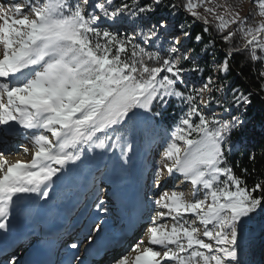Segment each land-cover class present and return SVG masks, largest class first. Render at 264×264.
<instances>
[{
  "label": "snow or ice",
  "instance_id": "6c2138e0",
  "mask_svg": "<svg viewBox=\"0 0 264 264\" xmlns=\"http://www.w3.org/2000/svg\"><path fill=\"white\" fill-rule=\"evenodd\" d=\"M163 2L149 0L141 4L136 0L133 4L122 0L120 6H114L115 0H97L87 10L89 0H82L83 8L70 0H37L28 4L27 12L21 6H0V126L16 123L26 131L42 130L54 138L35 135L32 143L38 150L28 164L17 162L5 170L8 161L0 163V230H7L14 197L35 194L48 199L54 178L68 165L81 161L85 151L119 150L126 157L132 151L131 145L125 140L127 146L122 147L121 136L111 135L112 131L124 125L137 110L159 116L155 106L164 108L177 100L187 107L166 143L161 165L169 176L181 175L193 186V200L185 202L183 195L175 191L164 193L155 204L166 208L177 223L169 232L154 218L153 226L146 231L149 246L141 250L145 243L141 239L131 248L136 253L134 260L125 256L116 264H241L240 225L264 205V196L257 195L264 193V185L247 187L226 159L228 140L243 121L236 116L224 120L200 110V105L208 106L203 93L213 91L216 83L211 76L200 89L186 91L179 87L185 84L186 72H200L198 66H180L179 40L173 41L175 46L168 50L167 57L146 49L157 39L158 30L167 29L166 22L138 33L139 42L134 37L95 27L101 20L114 22L134 14L129 11L132 8L140 15L153 14ZM252 2L264 17V0ZM208 3L211 0H184L183 10L193 21L203 24V34H209L214 27L222 43H230L239 32L246 40L244 51L250 60L264 65V23L244 27L245 21L229 6L206 7ZM199 8H203V14L197 11ZM208 17L215 21L214 25ZM232 26H237L236 31H229ZM184 36L187 38L189 33ZM195 39L201 42L203 36ZM211 43L215 46L214 41ZM236 54L238 49L225 54L219 68L222 74H227L231 56ZM183 59L190 57L184 55ZM150 61L159 66H148ZM258 78L264 81V71L258 73ZM216 90L224 91V86ZM258 90L264 93V83L258 85ZM253 95L233 89L231 107L223 101L216 106L230 113L241 105L250 106ZM200 192L204 198L196 199ZM104 203L98 201V212L107 211ZM159 215L164 218L162 213ZM184 215L199 218L204 225L203 237L209 242L198 238L199 229L179 222ZM154 246L165 251H156ZM70 247L75 249L78 244Z\"/></svg>",
  "mask_w": 264,
  "mask_h": 264
},
{
  "label": "rangeland",
  "instance_id": "374dc122",
  "mask_svg": "<svg viewBox=\"0 0 264 264\" xmlns=\"http://www.w3.org/2000/svg\"><path fill=\"white\" fill-rule=\"evenodd\" d=\"M76 1V4L79 3L82 8L84 7L82 0ZM230 1L236 2V0ZM36 2L37 0H0V6L4 9L21 6L25 9V12H27L28 4ZM39 2L43 3L44 0H39ZM96 2L97 0H89L87 10H91ZM237 3L241 8L239 11L237 10V12L230 5L223 2V0H216L215 5L229 6L231 12L238 13L242 20L245 21L244 27H256L264 23V17L259 15V10L255 4H253L252 0H238ZM210 4L211 3H208L205 6L209 7ZM87 10L85 11V15H87ZM219 10L223 13L224 8L221 7ZM130 12L134 14L121 16L114 22L101 20L98 25L105 24L107 27H110L116 25L117 21L122 20L125 22L124 26H129L124 28H129L128 30H130L132 34H135L137 42H139L138 33L141 31L147 32L151 25H159V23L151 24L144 15L135 13V9H131ZM244 15H247V17L243 18ZM248 17L250 20H248ZM164 22L167 23L168 27L162 30V32L170 33L168 37V44L170 47L175 46L173 45L174 40H179L177 58L180 61L184 60V55L191 58L192 53L184 51L187 45L184 33L189 31V28L186 25L177 24L175 21ZM135 25L138 26L134 28ZM152 43H155V40L145 47L149 48L152 46ZM206 51L209 54L215 51L213 43L210 42L205 46L203 53ZM2 55L3 49L2 46H0V58H2ZM217 62L218 59L212 60L215 68L213 69L214 71L211 77L216 81V83L212 85L213 91H205L203 93V101L208 106L204 107L200 105V110L209 116L215 113L224 120H230L232 118V116H230L231 112L225 113L223 109L216 105L221 101L224 102L227 95L231 96L232 99V90L235 89L238 91V88L232 87L230 81H223L217 78V72L221 67V63L218 64ZM201 72L202 69L199 74H201ZM190 74L191 71L185 73L187 76ZM227 74H222V76H226ZM204 82L205 81L192 85L191 89H200L204 85ZM220 86H224V91L216 90L219 89ZM145 114L147 113L137 110L132 118L134 119L138 115L142 116ZM237 117L244 122L239 115H237ZM38 134L46 135L50 140H54L50 133H45L42 130L26 131L20 128L16 123L0 126V163L4 160L8 161L5 170L7 166L17 162L28 164L32 161L35 152L38 150L37 147L33 145L32 140L34 136ZM169 140L170 139L162 141L161 145L152 144L149 148L142 146L141 153L136 155L134 153L132 157H123L122 161L117 159L118 156L114 160H110L109 157L95 156L94 154L90 155L85 151L81 161L76 164L68 165L58 177L54 178V183L52 184L48 199H41L35 194H21L14 197L10 210L13 209L14 212L17 213L15 218L17 217L19 222L14 230L17 231L15 235L20 236L18 243L22 246L18 245L11 256L15 257L22 254L24 251L22 249L32 244V238L37 240L36 237H32L31 232L28 242L24 243L29 233L24 232L23 237L21 236L22 232L18 233L23 223L27 222L29 225H33L34 221H36V216H38V220H40L44 219L43 215H45L46 219L50 222L54 223L55 207L58 209L60 215L62 209L67 207V212L65 213L67 217L64 223L66 225L62 234L67 235L69 233L71 237L75 236V240L79 239L78 236H80L81 232L85 231L84 234L86 235L78 246L80 251H78V255L76 259L73 260L72 264H77L78 259L86 253L83 249H88L89 247L91 249L96 245L95 242H101L99 240L101 237L103 239L111 238L114 239L112 241H118L120 237L126 234H128L126 235L128 238L123 237L126 238V242L122 249L114 252L116 249L115 244L112 246L113 248H110L111 251L107 253L106 248L109 249L108 246H111L108 244L101 251H95V255L90 257L92 260L91 264H116L120 258L125 256L134 260L136 253L132 252L131 248L141 239L145 241L141 246V250L143 247L149 246L147 243L149 237L146 235V231L153 226L152 221L154 218L157 220L158 225H165L166 228L164 230L169 232L171 227L177 223V221L169 216L168 210L158 207L155 201L160 199L164 193L170 195L174 191L178 194H182L185 202H191L193 200V186L185 182L181 175L173 174L169 176L166 168H163L161 165L165 146ZM179 146L182 148L185 147L182 143H180ZM125 160L127 161L126 163L124 162ZM166 163L168 166H173L171 161H166ZM0 175H2V173H0ZM195 198L203 199V192H200ZM100 200L105 201L104 208H106L107 211L104 213L97 211L98 201ZM208 203H211L210 198ZM37 210L40 211L36 213ZM49 213H52V216H50ZM161 213L164 216L162 219L159 215ZM22 214H25L26 217H22ZM128 222L131 223L129 230L127 229ZM179 222H187L185 226L191 224L193 227L199 229L198 238L205 239V242H209L203 237L204 225L199 223L198 217L184 215L179 218ZM208 227L211 228V226ZM96 229H99V231ZM239 233L238 244L241 264H264L262 254L260 255V259L257 260L261 249L260 244L264 242V222L258 224L250 218H247L241 223ZM12 234L14 233L12 232ZM89 240H91V243H89ZM170 247L174 248V246ZM16 250L18 251L16 252ZM154 250L160 252L165 251V249L159 246H154ZM165 264H174V262H165Z\"/></svg>",
  "mask_w": 264,
  "mask_h": 264
},
{
  "label": "trees",
  "instance_id": "16d2710c",
  "mask_svg": "<svg viewBox=\"0 0 264 264\" xmlns=\"http://www.w3.org/2000/svg\"><path fill=\"white\" fill-rule=\"evenodd\" d=\"M218 1V0H217ZM75 5L76 0H70ZM124 2H130L135 4L136 0H124ZM216 0H211L209 7H214ZM223 2L230 5L236 12L239 11L240 5L234 1L223 0ZM122 0H115L114 6H120ZM141 4L149 3V0H140ZM175 4L177 7L173 8ZM184 0H164V2L157 6V10L148 16H145L151 24H158L161 21L177 22L183 26L189 28V36L186 38L187 45L184 51L191 52L192 57L185 61H180V66L189 69L194 66H198L201 74L193 73L189 76L184 75L185 84L179 87L187 90H192V85L202 83L208 77L212 76L213 69L215 68L213 59H218V64L225 59L226 53L238 49L239 54L232 55L229 61V71L226 76H222V73L218 70L217 78L223 81H230L232 87L238 88V92H252L255 95L252 96V103L246 108L241 105L239 109L233 108L230 116L239 115L244 122L235 131L232 132L228 140V150L226 151V159L228 166L232 167L234 174L246 182L247 187L251 188L255 184L259 183L264 185V93L259 92L258 85L264 83L259 80L258 73L264 71V65L260 63L252 62L249 58V54L244 51V45L246 40L242 38V35L237 32L233 41L228 44L222 43L220 36L215 31L214 27L210 28L209 34H203V24L201 22L193 21L190 16L183 10ZM134 9V8H132ZM131 10V9H130ZM129 10V11H130ZM200 14H203V8L197 10ZM247 15L243 16L246 18ZM210 24L214 25L215 21L211 17H208ZM248 20L250 18L248 17ZM116 25L107 27L105 24L96 25L95 27L103 30H108L113 33L121 34L122 36H131L135 38V34H132L129 26H124V21H117ZM138 25H135L136 28ZM237 26H232L229 31H236ZM174 34V33H173ZM183 34V33H181ZM202 35L203 39L201 42H197L195 37ZM170 33L162 32L158 30V37L155 39V43L152 46L146 48L147 50L160 55L162 58L167 57L171 48L168 44V37ZM214 41L215 46L212 54L206 52L203 53V49L210 42ZM259 55V53H257ZM130 58V54H129ZM148 66H159L157 62L150 61ZM231 96L227 95L224 103L231 107L230 104ZM186 105L182 102L173 100L167 107L161 108L155 106V111L159 112V116L145 114L142 116H136L134 119H129L124 125L116 128L112 131L111 135H120L122 138V147L127 145L124 143L126 140L127 144L132 147L131 153L127 156L132 157L135 153H141L142 146L149 148L152 144L161 145L162 141L170 139L173 128L178 124L179 119L183 116L186 110ZM227 120V119H226ZM231 120V119H230ZM103 134H101L102 136ZM86 153L95 156L109 157L110 160H114L117 156L119 161H122V156L119 150L112 151L105 149L103 151L93 149L92 151H86ZM113 157V159H112ZM254 157V159H252ZM246 170V171H245ZM257 195L264 196V193H258ZM255 223L264 222V205L259 210L253 213L249 217ZM259 244V243H258ZM260 251L257 260L260 259V255L264 258V242L260 244ZM255 264V263H253Z\"/></svg>",
  "mask_w": 264,
  "mask_h": 264
},
{
  "label": "bare ground",
  "instance_id": "6f19581e",
  "mask_svg": "<svg viewBox=\"0 0 264 264\" xmlns=\"http://www.w3.org/2000/svg\"><path fill=\"white\" fill-rule=\"evenodd\" d=\"M57 193V192H56ZM63 208V207H62ZM18 209V208H17ZM16 209V210H17ZM67 207L66 208H63L62 209V212H61V215H60V213L58 212V209L55 207V210H54V212H55V218H54V223L53 222H50L48 219H46V218H44V220H45V222L46 223H50L51 225H53L54 226V228H56L53 232L51 231V229L49 228V230L52 232V234H55V237L56 238H58V239H56V243L59 241V240H66L67 238H68V235H64V237H62V238H59V235H61L63 232H64V230H62V233H58L57 232V229L61 226L62 228H63V225H64V223L66 222V215L67 214H65L67 211ZM40 210H37V212L36 213H38ZM69 213V212H68ZM16 214L17 213H15L14 212V210L13 209H11L10 210V213H9V216H8V218H7V220H10V222H7V230H0V244H1V247H8V250L10 251V253H14L15 251H14V245H17L18 244V240H19V238H20V236H16L15 235V233L17 232L16 230H14V228L17 226V223L19 222L18 221V218L16 217L15 218V216H16ZM50 214V216H52V213H49ZM37 215V214H36ZM22 217H26V215L25 214H22ZM39 218H38V216H36V221H34V223H33V225H29V223H27V222H25V223H23V225H22V227H21V229H20V231L18 232V233H20V232H22V233H24V232H26V233H29V236L31 235V232H33L34 234H33V236L34 237H36L37 238V240L38 239H40V238H44V239H46L48 236H46V235H44V233H50V231H46L45 229H41V226H42V224H44V223H42V219H40V220H38ZM38 221V222H37ZM59 224V225H58ZM130 226H131V223L130 222H128V226H127V229L129 230L130 229ZM127 230V231H128ZM12 232L14 233V234H12ZM70 232H72V231H70ZM46 233V234H47ZM17 234V233H16ZM28 236V237H29ZM128 238V237H127ZM101 242H95L96 243V245L93 247V248H91L90 249V247L88 248V249H83L86 253L80 258V259H78V263L77 264H81L82 262H83V260H85L86 258H87V260H91V256L92 255H95V251L96 250H102L105 246H107L108 244H113L115 241H112V240H114V239H111V238H105V239H103L102 237L99 239ZM126 240V239H125ZM124 240V243L126 242ZM59 243H60V241H59ZM77 243V242H76ZM61 244V243H60ZM19 245V244H18ZM17 245V246H18ZM33 245V244H32ZM32 245H29V246H27V247H25L23 250V252H22V254L24 253V252H26V251H29L30 249H31V247H32ZM56 247H57V245H55V247H54V253H53V255H52V257L54 258V264H58L59 263V261H60V252H57V255H56V258H55V249H56ZM70 247V246H69ZM113 248V247H112ZM116 248V247H115ZM29 249V250H28ZM76 249V248H75ZM117 250L115 249L114 250V252H116ZM62 253V252H61ZM20 255L21 256V258L24 256V254L23 255ZM65 254V256L67 255V252L66 253H64ZM86 255H87V257H86ZM95 261V260H94ZM2 264H5L6 263V259H3V260H1L0 261ZM0 263V264H1ZM21 264H25V263H21Z\"/></svg>",
  "mask_w": 264,
  "mask_h": 264
}]
</instances>
